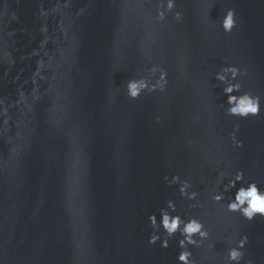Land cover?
Segmentation results:
<instances>
[{"label":"water","instance_id":"obj_1","mask_svg":"<svg viewBox=\"0 0 264 264\" xmlns=\"http://www.w3.org/2000/svg\"><path fill=\"white\" fill-rule=\"evenodd\" d=\"M173 2L0 0V264H182L179 232L167 248L147 243L164 238L148 215L159 225L169 200L208 231L187 245L193 264H233L228 249L242 236L240 264H264V217L226 207L242 185L264 190V0ZM227 65L245 74L216 79ZM159 69L163 92L127 96L129 79L152 83ZM236 81L259 96L258 115L227 113L223 88ZM237 170L243 180L225 191ZM165 175L189 181L195 199Z\"/></svg>","mask_w":264,"mask_h":264},{"label":"clouds","instance_id":"obj_2","mask_svg":"<svg viewBox=\"0 0 264 264\" xmlns=\"http://www.w3.org/2000/svg\"><path fill=\"white\" fill-rule=\"evenodd\" d=\"M165 7L170 11L174 7L173 0H166ZM155 18L158 21L164 20V11L157 9L155 13ZM174 18L179 21L181 18L180 12L174 13ZM235 25L234 12L231 8L227 9L224 13L223 19L221 20V26L225 32H230ZM47 40L42 41L43 45ZM61 56H63V50H61ZM51 59V58H50ZM51 66L50 64L48 65ZM46 67L43 61H38L36 72L33 73V83H35V78L41 76L42 70ZM153 72L157 71V67L153 66ZM228 74L231 75L233 81L236 80L238 75H243L245 73L236 65H227L221 69L220 72L216 73V79L220 81H225L228 77ZM168 78L167 72L163 69H159V74L155 82L150 83L144 77L132 78L126 82V94L130 99L135 100L141 93L145 90L148 92H155L157 90L163 92L167 86ZM224 93L227 95V113L232 116H237L240 118H247L249 116H256L260 112L261 102L259 96L253 95L248 91L241 92V85L238 81L228 82L223 88ZM37 89H33L32 95L35 97ZM234 92H240L239 95H233ZM26 97L23 92L20 93L19 99L16 101L17 104L25 101ZM0 115H4L3 124L7 126L8 115L7 107L3 106L0 103ZM158 120V118H157ZM16 136L19 137L21 132L19 131L20 127L23 125V120H18ZM12 139L11 137L9 138ZM232 141L237 147H242L243 142L237 141L235 136H232ZM10 155L15 156L17 153L16 146L13 145L10 148ZM243 172L237 170L233 177L229 179L228 183L224 186V190L227 191L229 188L236 186L237 181L243 180ZM164 180L169 183L179 182V192L182 196H187L189 200L195 199L197 196L196 192H186V189L190 186L189 181L180 180L179 176L173 175L171 180H168V176H164ZM213 200L221 201L223 199L222 193H214ZM227 209L232 212L239 211L245 219L251 220L257 214L264 217V190H260L257 184L254 181H251L247 186H240L235 194L234 198L229 200ZM171 210V212L169 211ZM175 213V204L169 200L167 201V207L160 210V220L159 225L157 224V218L155 213H150L148 215L149 224L155 229L160 227L163 229L164 238L161 239L160 235L156 232L149 234L147 243L154 244L158 239H160V246L162 248L168 247V238H170L174 233L179 232L181 239L177 241L180 251L177 255V260L182 262V264H193V261L190 260L191 252L188 250L187 245H198L199 240L196 237L205 238L208 236V231L206 230L204 223L196 216H189L187 218H182L179 214ZM247 243V237L242 236L234 247L228 249V260L233 262V264H240V261L243 258L244 253L241 251L244 245Z\"/></svg>","mask_w":264,"mask_h":264}]
</instances>
